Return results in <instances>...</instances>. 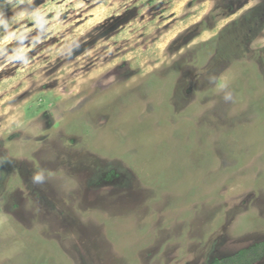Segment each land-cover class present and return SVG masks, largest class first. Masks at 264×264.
<instances>
[{"label":"rangeland","instance_id":"obj_1","mask_svg":"<svg viewBox=\"0 0 264 264\" xmlns=\"http://www.w3.org/2000/svg\"><path fill=\"white\" fill-rule=\"evenodd\" d=\"M260 242L264 0H0V264Z\"/></svg>","mask_w":264,"mask_h":264},{"label":"trees","instance_id":"obj_2","mask_svg":"<svg viewBox=\"0 0 264 264\" xmlns=\"http://www.w3.org/2000/svg\"><path fill=\"white\" fill-rule=\"evenodd\" d=\"M264 257V242L257 243L248 249L240 250L236 255L219 261L217 264H252Z\"/></svg>","mask_w":264,"mask_h":264}]
</instances>
